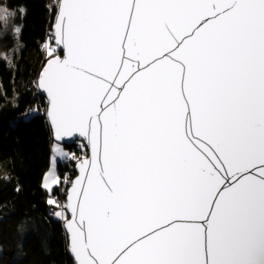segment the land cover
Masks as SVG:
<instances>
[{
	"label": "snow or ice",
	"instance_id": "obj_1",
	"mask_svg": "<svg viewBox=\"0 0 264 264\" xmlns=\"http://www.w3.org/2000/svg\"><path fill=\"white\" fill-rule=\"evenodd\" d=\"M52 11L63 56L38 79L45 114L56 141L82 137L91 153L73 154L71 217L54 213L73 264H264V0ZM28 231L25 220L18 235Z\"/></svg>",
	"mask_w": 264,
	"mask_h": 264
},
{
	"label": "trees",
	"instance_id": "obj_2",
	"mask_svg": "<svg viewBox=\"0 0 264 264\" xmlns=\"http://www.w3.org/2000/svg\"><path fill=\"white\" fill-rule=\"evenodd\" d=\"M55 1L0 0V7L17 11L0 19V264H73L63 220L54 214L64 209L65 188L47 193L41 184L53 142L36 80L44 61L55 55V49L48 54L54 13L49 6ZM20 7L26 9L23 19ZM16 24L22 25L19 39L13 36ZM64 148L70 154L56 169L66 183L74 176L73 154L82 147ZM49 196L62 208L48 204ZM25 220L29 231L21 239L18 227Z\"/></svg>",
	"mask_w": 264,
	"mask_h": 264
},
{
	"label": "rangeland",
	"instance_id": "obj_3",
	"mask_svg": "<svg viewBox=\"0 0 264 264\" xmlns=\"http://www.w3.org/2000/svg\"><path fill=\"white\" fill-rule=\"evenodd\" d=\"M20 1H25V0H20ZM55 3H57V0L55 1ZM54 3V4H55ZM0 8H3V7H0ZM3 17V13L2 12H0V19ZM54 46V47H53ZM49 49H53V52H54V49H55V51H56V47H55V45L53 44V42H52V38H51V40L49 41V43H48V54H49ZM47 54V55H48ZM49 58V57H48ZM47 58V59H48ZM46 103V102H45ZM52 139V138H51ZM53 142V141H52ZM53 144H55L54 142H53ZM53 144H52V156H51V158H50V160H49V165H48V167H47V169L45 170V172H44V174H43V177H42V182H41V184H42V187L46 190V192L47 193H50L51 191H52V189L54 188V187H58V186H62V188H63V186H64V188H65V191H66V189H67V187H68V185H69V183H70V180L68 181V182H66L65 183V181L66 180H64V178L62 179L61 177H58V174H57V169H56V163L58 162H61V161H64L65 159H67L68 158V156H69V151L66 149V148H64V146H62V145H57V144H55L57 147H59L61 150H60V152L59 153H57V152H55L54 150H53ZM80 144L81 143H78V142H75L74 143V145H79L80 146ZM81 147H82V149L85 151V152H87L86 151V149L82 146V144H81ZM80 152V151H79ZM79 152L78 153H75V156H78L79 155ZM72 159H75L74 158V156H73V158ZM77 162V160L75 159V162H74V164ZM72 179V178H71ZM53 181H56V183H53ZM65 191H64V193H65ZM48 199H51L50 198V196L48 197ZM59 204V207H61L62 208V204L61 203H58ZM63 209V208H62ZM60 209L59 210V213H62L63 215H65L66 217H67V215H66V213H65V210L63 209ZM64 221V220H63Z\"/></svg>",
	"mask_w": 264,
	"mask_h": 264
},
{
	"label": "water",
	"instance_id": "obj_4",
	"mask_svg": "<svg viewBox=\"0 0 264 264\" xmlns=\"http://www.w3.org/2000/svg\"><path fill=\"white\" fill-rule=\"evenodd\" d=\"M56 18H57V16H56V12L54 11V13H53V17H52V20H51V27H50V30H51V31H50V34H51V35L54 34V29H53L52 25H53V23L56 21ZM52 42H53V44H54L55 47H56V51H59L60 54H61V56H63V50L57 48V45L55 44L54 38H52ZM53 58H55V55L49 57L48 59H46V60L44 61V63L42 64V67H41V69H40V71H39V74H38L37 80H36L37 90H38L39 94L45 99V102H46V109L49 108L50 105H49L48 102H47V94L44 93L42 90H39V88H38V79H39V77L42 75L43 69L45 68L47 62H48L49 60L53 59ZM45 116H46V114H45ZM46 120H47V123H48L49 128H50V131H51V138H52V141H53L55 144H57V145H62V146H67V147H71V146L74 145L75 142H72V143H68V142H67L70 138H65L64 141H56L55 138H54V130H52L51 127H50V118H48V117L46 116ZM76 142L81 143L82 146H83L84 144L87 143L86 141H84V139H83L82 137L79 138ZM86 151H87V152H86V157H85V158H90V155H91V153H90V147L87 148ZM73 171H74V176H73L72 179L70 180V183H69V185H68V187H67V189H66V191H65V195H64V210H65V213H66L67 217H69V218L71 217V212H70V210L67 209V207H66V203H67V197H68V195L71 193L72 184L75 182L76 179H78V174H79L78 161L74 164V166H73ZM63 231H64L65 236H66L67 250H68V253H69V240H70V234L67 233V230H66V224H65L64 221H63ZM69 255H70V254H69ZM70 257H71L72 260H73V257H72L71 255H70Z\"/></svg>",
	"mask_w": 264,
	"mask_h": 264
},
{
	"label": "built area",
	"instance_id": "obj_5",
	"mask_svg": "<svg viewBox=\"0 0 264 264\" xmlns=\"http://www.w3.org/2000/svg\"><path fill=\"white\" fill-rule=\"evenodd\" d=\"M79 157H81L82 159L86 157V152L82 149L80 152H79ZM75 160V159H74Z\"/></svg>",
	"mask_w": 264,
	"mask_h": 264
}]
</instances>
